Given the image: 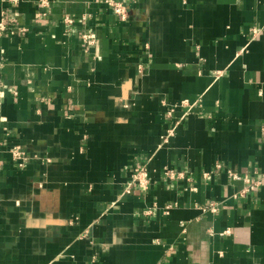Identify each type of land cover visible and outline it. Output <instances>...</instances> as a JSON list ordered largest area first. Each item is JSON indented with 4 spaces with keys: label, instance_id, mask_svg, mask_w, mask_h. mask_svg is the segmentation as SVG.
<instances>
[{
    "label": "crops",
    "instance_id": "1",
    "mask_svg": "<svg viewBox=\"0 0 264 264\" xmlns=\"http://www.w3.org/2000/svg\"><path fill=\"white\" fill-rule=\"evenodd\" d=\"M48 1L0 0V264H264V0Z\"/></svg>",
    "mask_w": 264,
    "mask_h": 264
},
{
    "label": "built area",
    "instance_id": "2",
    "mask_svg": "<svg viewBox=\"0 0 264 264\" xmlns=\"http://www.w3.org/2000/svg\"><path fill=\"white\" fill-rule=\"evenodd\" d=\"M48 6H49L48 0H40V7L41 8H46ZM106 6L121 21H127L129 19L130 14H131V9L126 3L121 2V1H116V0H108V1H106ZM82 20L84 23H86L88 21V17H83ZM73 23H74L73 19H69V18L66 19L67 25H72ZM8 29H9L8 21L5 18H2L0 21V36L3 35L4 33H6V31ZM253 31H254V34L258 33V31L256 29H254ZM82 41L84 42V45H86L87 47L95 45V40L92 36V32H90V31H86L83 34ZM169 114L171 115L172 112H170ZM176 125H178V124H176ZM175 128H176V126L172 128V130L170 131V134L173 133ZM18 154L20 155V158H18L17 160L26 161V158H24V156H22V154H20L19 152H18ZM0 170H1V163H0ZM167 175L171 178H174V174L172 172H167ZM228 176L232 181L244 182V184H245L244 188L240 192L237 193V197L246 196L247 194L258 189L264 183V178L259 179V180L251 179V178H249V179L248 178H242L239 174L234 173L232 171L228 172ZM149 183H150V179H149L148 169L145 167L137 168V169H135V171L132 175V180H131V183L129 185V188L127 189V193H130L131 188L134 186H138L141 189L147 190L149 187ZM209 211L217 212L218 207L216 205L212 204L209 207ZM228 233L229 232L227 231V234Z\"/></svg>",
    "mask_w": 264,
    "mask_h": 264
}]
</instances>
